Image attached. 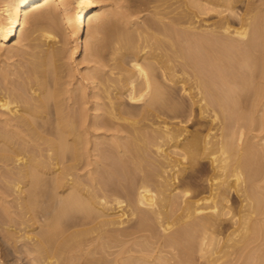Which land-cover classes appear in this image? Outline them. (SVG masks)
<instances>
[{
  "label": "bare ground",
  "instance_id": "1",
  "mask_svg": "<svg viewBox=\"0 0 264 264\" xmlns=\"http://www.w3.org/2000/svg\"><path fill=\"white\" fill-rule=\"evenodd\" d=\"M0 2V44L25 59L0 71L3 256L254 261L264 135H246L264 129V0H144L132 32L106 0ZM79 51L88 84L71 87Z\"/></svg>",
  "mask_w": 264,
  "mask_h": 264
},
{
  "label": "rangeland",
  "instance_id": "2",
  "mask_svg": "<svg viewBox=\"0 0 264 264\" xmlns=\"http://www.w3.org/2000/svg\"><path fill=\"white\" fill-rule=\"evenodd\" d=\"M1 1V0H0ZM107 1V5H108V8H110L111 10H113V11H115L116 13H117V15L114 17H112V20H113V18H114V21L112 22V23H116V24H113V25H116L117 27H118V29H119V27L122 29V30H120L119 29V31L120 32H127V31H129V32H132L133 31V28H137L138 27V25H136V24H139V25H142L143 23H144V19H146L147 17H148V15L150 14L149 13V11L147 10H144V8L143 7H145L144 5H142L141 3H142V1H144V0H106ZM137 5V6H136ZM141 5V6H140ZM0 8H2V3L0 2ZM143 6V7H142ZM1 10V9H0ZM137 10V11H136ZM134 11V12H133ZM129 16V17H128ZM138 20V21H137ZM142 20V21H141ZM125 21H126V23H125ZM131 21V22H130ZM136 22V24L134 25L135 27H133V22ZM140 21V22H139ZM138 22V23H137ZM118 24V25H117ZM127 31H126V30ZM129 29V30H128ZM28 33V31L26 32V33H19L18 34V37L17 38H15V39H13V44L14 45H16V46H21V44H23L24 43V41H23V38H24V35L25 34H27ZM105 34H106V32H104ZM101 41H103V40H105L104 39V37H105V35L103 34V35H101ZM106 38H107V36H106ZM23 41V42H22ZM12 44V43H11ZM5 48L3 47V45H1L0 44V71H2L3 69H12V70H14L15 69V71L17 70H19V68H18V66H20V64L22 63V61L23 60H25L24 59V55H23V53L21 54L20 52H18V50H11L9 53L11 54H8V52L5 50ZM81 51H79V53H78V55H76V57L74 58L75 60H73V61H71L72 63H73V67H77L76 69V71L74 72H72L71 73V78H72V82L73 83H75L74 84V86H71V87H75V86H77V84H78V82L77 81H80V80H83V75L85 74V68H86V66H87V63H84V62H82V58H81V53H80ZM13 53H16L17 55H15V54H13ZM29 53H31V51L29 50ZM80 54V55H79ZM10 55V56H9ZM11 57V58H10ZM18 61H19V63H18ZM110 63H112V62H110ZM11 65V66H10ZM13 65V66H12ZM17 68V69H16ZM81 77V78H80ZM68 78V77H67ZM70 79V78H69ZM83 82L85 83V84H88L87 83V81L86 80H83ZM261 128V127H260ZM260 128H258L257 127V129H256V127H255V129H254V127L253 128H251V129H248L247 130V132L250 130V131H253V132H250V133H248L247 135H246V137H247V139L249 138V140H251L253 137L252 136H260V137H263V135H264V131H262V130H264L263 128L261 129V130H259ZM93 130L94 129H90V131L91 132H93ZM262 131V132H261ZM102 132H103V130H102ZM108 133H110V132H108ZM260 133H261V135H260ZM9 196V195H8ZM11 196V197H10ZM10 196L9 197H7V201H9L8 202V206L10 207V209L13 211V212H16V211H18V210H16V208H14V207H16V206H14V207H12L11 205H16V200H14L15 198V194H13L12 192H10ZM10 199V200H9ZM1 203H2V201L0 200V218L1 219H5V215L3 214V212H2V210H1ZM12 203V204H11ZM14 208V209H13ZM2 213V214H1ZM5 221V220H4ZM1 232H0V264H5V263H8V264H33V263H31V262H34V261H32V259H33V256L31 255V257H30V254L29 253H25L24 251H25V247H22L21 249L23 250V253L21 252H17L16 250H15V248H14V245H12V246H10V250H11V252H12V254L13 255H11L9 258H5L4 256H3V254H2V249H3V247L4 246H7V245H9L7 242H4V240H5V238H4V235H5V231H2V230H0ZM162 233V232H161ZM262 235H264V231L261 233V235L259 236V239H261V240H259L257 237H254V238H257V240L256 239H254V238H252L253 240H251V241H253V242H251L250 241V243H251V245H249L248 246V248L245 250V252H244V254H246V255H250L249 256V258L252 260V259H255L254 261H250L252 264H260L259 262H261L262 260H264L263 258H264V253H263V255H261V254H259V251H256L255 250V252L257 253V254H255V255H253V257H252V254H254V250L253 249H257L258 250V248H253V247H261L260 248V250L261 251H263L264 252V240H262V239H264V236H262ZM140 236V234H137L136 235V237L137 238H135V239H132V241H130V242H128V246H131L132 247V254L133 255H136V256H140V255H142L143 253H144V250H142V252H140L139 251V249L141 250L142 249V247L140 248V247H138V245H136V246H132V245H135L134 244V242L136 241V240H138V241H140V242H142L143 241V239H141L142 238V236H141V238L139 237ZM253 235H251L250 236V238L252 237ZM140 240H139V239ZM256 240V241H255ZM6 241V240H5ZM137 241V242H138ZM259 241V242H258ZM18 246H22V243H18L17 244ZM259 245V246H258ZM20 246V247H21ZM251 246V247H250ZM134 247V248H133ZM138 248V251H136L137 249L136 248ZM134 249H135V251H134ZM114 250V249H113ZM119 249H117V251H118ZM167 250V249H166ZM14 251V252H13ZM16 251V252H15ZM234 251V250H233ZM235 251H236V249H235ZM248 251V252H247ZM253 252L252 254H248V253H251V252ZM134 252V253H133ZM137 252H139V253H137ZM167 252V251H166ZM165 252V253H166ZM154 255L156 254V253H153ZM164 254V253H163ZM167 255L166 256H171V254H169L168 252L166 253ZM99 255H101V254H99ZM98 255V256H99ZM165 255V254H164ZM125 256H128V254H126ZM258 257V259L257 258H255V257ZM121 257V256H120ZM261 257V258H260ZM263 257V258H262ZM247 259V261L246 262H249L248 260H250V259ZM259 258H260V260H259ZM262 259V260H261ZM259 260V261H258ZM263 262V261H262ZM262 262H261V264H262ZM251 263H247V264H251ZM34 264H35V262H34ZM65 264V263H64ZM66 264H71V263H66ZM170 264H174V260H171V262H170Z\"/></svg>",
  "mask_w": 264,
  "mask_h": 264
}]
</instances>
